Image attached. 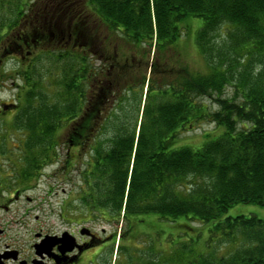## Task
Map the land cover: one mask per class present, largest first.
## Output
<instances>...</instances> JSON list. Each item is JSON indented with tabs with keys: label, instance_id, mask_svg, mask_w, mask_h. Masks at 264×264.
<instances>
[{
	"label": "trees",
	"instance_id": "16d2710c",
	"mask_svg": "<svg viewBox=\"0 0 264 264\" xmlns=\"http://www.w3.org/2000/svg\"><path fill=\"white\" fill-rule=\"evenodd\" d=\"M11 53L9 186L52 164L76 172L63 210L116 226L101 264H264V219L225 216L264 206V0H0V57ZM203 123L215 130L185 142ZM192 222L211 223L213 245L195 251Z\"/></svg>",
	"mask_w": 264,
	"mask_h": 264
},
{
	"label": "rangeland",
	"instance_id": "374dc122",
	"mask_svg": "<svg viewBox=\"0 0 264 264\" xmlns=\"http://www.w3.org/2000/svg\"><path fill=\"white\" fill-rule=\"evenodd\" d=\"M189 44L192 45V43ZM186 50L188 51V49ZM189 51L192 52V57L189 56L192 67L195 69L202 68L195 48L190 47ZM42 60H37V64L41 65ZM18 63V55H13L11 53L0 57L1 71L2 69L10 70L16 68L18 67ZM45 65L46 63H43L41 68ZM3 79L5 82H1L0 78V132L3 131L4 134H1L0 136L1 138H7L8 152L5 154L3 151H0V185L9 186L10 183L14 181V176L11 175L13 171L10 166L16 165L19 159V151L16 147L18 146L20 137L13 132L12 126L10 127L8 122H11L13 119L15 113L14 105L17 104L19 92H17V84L15 83L16 81L12 80L13 78L3 77ZM214 130V125L203 123L202 125H199L195 131L186 134L184 136V141L199 144L206 133L213 132ZM0 145L1 147L5 145L3 139H0ZM62 153H64V151H62ZM9 158H12V161H10ZM59 167L60 165L56 164L48 165L43 169L42 175L37 181L27 183L24 186L21 185L15 187L30 188L27 192L22 194V198L14 205L15 212L2 218V221L6 224L8 229H12L10 237L17 236L19 238L16 242L18 247H25L27 240H29V244L33 243L35 232L62 234L63 232H78V230L84 227L85 229H92L94 233H98L100 238H106L116 231V226L114 224L103 223L97 220L92 222H81L79 217L67 214V212L63 210V203L69 201V196H72L73 199H76L78 196L80 179L78 178V175H76V172H74L69 179L67 175L55 174ZM27 197L31 198V201H29ZM70 208L76 211V203H72ZM25 209L29 210V214L26 217L21 218L20 215L24 213ZM238 215H256L259 218L264 219V206L259 204L239 203L232 206L227 213H225V216ZM12 218L19 219L20 223L12 225L10 221ZM184 220L185 219H181L180 221ZM188 225L190 227V233L193 235L197 234V236L200 237L197 240L195 239L192 243L195 251L200 252L203 250L202 248H205V246L208 245V242L210 245L214 244L213 241H209V228L211 223H205V227L199 222H192ZM120 227H117V233H119L121 229ZM160 230L162 231L160 232ZM160 230H158L159 233L156 235V238L163 241L166 237V233H164L163 229ZM119 241L121 240L118 238L114 245L115 249L116 246H118ZM213 249L215 250H212L214 251V254L219 255L228 253L230 251V246L227 244L218 245L216 243L215 248ZM97 251L98 249L94 250V252ZM89 256L90 254L88 253V257ZM116 257V252L114 251L113 261Z\"/></svg>",
	"mask_w": 264,
	"mask_h": 264
},
{
	"label": "flooded vegetation",
	"instance_id": "af4514ba",
	"mask_svg": "<svg viewBox=\"0 0 264 264\" xmlns=\"http://www.w3.org/2000/svg\"><path fill=\"white\" fill-rule=\"evenodd\" d=\"M29 187L13 188L10 186L0 185V261L2 264H101L104 263L108 248L112 245V233L106 238H100L98 233H94L92 229L82 227L78 232H70L80 246L73 251H64L66 244L57 243L55 246L45 245L46 252L43 256L37 254L39 250L38 244L43 239L55 236L60 238L62 234H34V242L29 244L27 240L25 247H18L16 243L19 239L17 236L10 237L12 229H8L2 218L10 213H14V205L22 198V194L27 192ZM29 201L31 198L27 197ZM24 214V215H23ZM21 218L29 214V210L25 209ZM12 225L20 223L19 219L12 218ZM10 225V224H9ZM105 232V231H103ZM52 243V241H50ZM48 249V250H47ZM50 249V250H49ZM94 252V250H97ZM88 253L90 256L88 257Z\"/></svg>",
	"mask_w": 264,
	"mask_h": 264
},
{
	"label": "water",
	"instance_id": "95a60500",
	"mask_svg": "<svg viewBox=\"0 0 264 264\" xmlns=\"http://www.w3.org/2000/svg\"><path fill=\"white\" fill-rule=\"evenodd\" d=\"M50 241H52V243H50ZM62 242L66 244V247H64V251H73L75 248L80 247L76 243L75 237L71 233L64 232L60 238H57L55 236H50V237L43 239L41 242H39L38 247H37L39 250H37V254L42 257L43 253L46 252L45 248H43L45 245H48L49 247L50 246L53 247L57 243H62ZM0 264H2L1 261H0Z\"/></svg>",
	"mask_w": 264,
	"mask_h": 264
}]
</instances>
